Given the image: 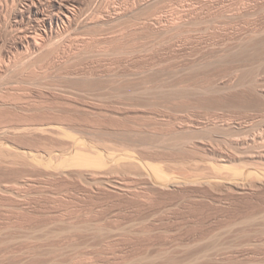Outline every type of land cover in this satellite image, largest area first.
<instances>
[{
	"label": "rangeland",
	"instance_id": "1",
	"mask_svg": "<svg viewBox=\"0 0 264 264\" xmlns=\"http://www.w3.org/2000/svg\"><path fill=\"white\" fill-rule=\"evenodd\" d=\"M147 1L149 0H143V2L142 0H96V2L95 0L93 2L91 1L92 3H90L89 7H86L87 9L85 8L86 10H84L85 12H83V15H84V16L82 15L83 20L81 17L79 22L81 23L82 21L84 20L85 21L81 23V26H80V23H78V26L80 27H77L76 22L73 23L72 25L73 27L71 26L72 28L70 26H68L70 27L68 28L67 25H64V26L62 25L61 26L62 28L60 27V32H59L60 37L57 36L55 37V39L53 38L54 41H50L51 43H49V41L44 40L45 41L44 42L41 39L39 40V43L41 44V45L39 44L40 45L39 47H41L40 48L41 51L43 50L41 53L38 54V55L42 54L40 55L41 58L39 56H36V59L38 60H35L36 62L31 61L32 62L31 65L32 64L34 65L30 66L29 51L28 50L27 52L26 50L21 51L20 49L16 47L14 42L11 41V40H14L13 39L14 37L17 38L18 36L24 34L27 31V30H23V29H27L26 28L27 26L21 23L20 21L17 24L18 21L16 22L15 19H13V17L10 14V10L12 9L11 6L12 5H13L12 7H14L15 5L22 6V4H24V0H15V1L14 0H0V46H1L0 47V71H1L0 72L1 73L0 74V103L5 102L6 104L4 107L2 106L3 108L0 107V111L3 109L1 111V113L3 114H0V149L2 148V146L8 147V148L10 146V148L13 150H22L23 147L32 148L31 150L35 152L34 153L35 157H37L39 161L45 160L44 163L46 162L45 164H47L48 161H53V162L55 161L57 163L58 161H56L55 158L59 160L58 157L62 158V157H69L71 156V154L73 155L74 150L76 152V150L79 149V146L77 145L81 142L83 143V145H81L80 148H83L84 143H85V147L83 149L88 147L87 149L88 150L91 149L93 152L94 150L95 152L98 150L102 153V155L105 153V155L103 156L106 159L108 158L107 159L108 165L106 168H109V169L104 168L105 170L103 169L100 172V174L102 172L103 173L101 175L99 174L97 175L96 178H98V181H99V183H97L98 182L97 179L93 180V178L89 176L88 173L85 174L86 172L85 173L83 172L84 175H82L83 174L82 172H79V171L77 172L75 170L76 171L75 173V171L69 170L70 173L66 171L65 172L66 174L62 175L64 172L62 173L59 171L56 172V171L51 170V168L49 169L44 166H43L44 168L42 169L39 164L37 165L40 168L37 167V169H35L36 163H34L33 165V162L31 164L30 161H27V163L29 164L28 165L24 160L17 159L14 161L13 157L8 158V156H4V155H3L4 157L1 156L0 159L1 160L3 159L4 161L0 163V259H1L0 264H264V183L261 182V181L264 182V179L259 180V181L257 180L258 176H259L258 177L259 179L264 178L263 177L264 175H262L264 174L263 173L264 171L262 170V168H260V167H263L264 169V159L261 158L260 160V158H258L259 153H262L261 151H263L264 149V147H262V145L259 144L263 141L262 138L264 137V135L262 137V134H264L263 133L264 132V98H263L264 97L263 95L264 94V50H263L264 44L255 43L253 47H250V49H248L249 55H248V52H246L247 50H245L246 53L244 51L242 52L244 56L242 55V53L236 54L235 56L236 59L233 58L231 60L229 58L227 59L229 61L227 60L225 61L223 59V61L219 62L217 59H210L211 57H208V55H206V53L207 54L209 53L210 56L215 58L214 57L215 53L218 54V50H221L222 48V50L219 51V54H221L222 51L224 50L223 47L225 44L228 45V43L231 42L232 43L231 45H234L235 44L234 42H236V38H237V41L241 39L240 37L242 36L243 38L244 37L248 38V35L250 37L251 36L250 34L253 31L261 30L263 32L260 31L259 33L263 34L264 33V27H263L264 26V12H263L264 11L263 10L264 0H252V1L246 0V2L245 0H236V1L235 0H224L225 2L222 0H219V3H217L218 1L216 0L217 1L215 2L216 4L213 3L214 2L213 0H206V1L205 0H198V1L197 0H185V1L184 0L182 1L170 0V2L169 0L168 1L158 0V2L156 1V3L152 2V4L154 3L153 6L152 4L148 6L147 5L144 6V4ZM200 1H202L203 4L207 6L205 7ZM205 2L208 4H205ZM12 3H15V4H12ZM224 3L226 5L230 3V5H227V7H225L226 5ZM209 4L212 5L213 7L211 8ZM193 6L194 7L197 6L196 7L197 9L199 8L198 15L200 16H198L197 18L198 20L202 18L206 20V21L202 20V22L204 21L202 24H204L205 26L195 22L197 28L196 27L191 28V26H194V24L193 25L191 24L190 28L186 27L184 32L181 33V34L185 33L184 36L180 34L179 36L178 34L177 35L174 34L175 36L179 37L177 38V37H174V35H172V37L169 38V39L172 38L171 39L172 42L169 41L168 39H165L164 37H161L159 34H157L156 38L155 36L153 37L152 35L154 33H151L152 34L151 35L150 34L151 31L145 28V26L154 28L155 26L153 25H156L157 28L155 27L154 29L157 30L162 22L163 23L161 24L160 28L162 27L163 24H165L164 22L167 23V21L170 20L169 18H172L171 21L173 20V18L176 19L178 17L177 15H179L180 10L183 12V11L191 9ZM219 6L224 7L225 9L223 8V10L228 9L224 11L226 12L224 16L222 13L223 10ZM4 7L6 10L4 9ZM6 7L8 8V10ZM1 8L4 9V11H1L2 10ZM159 8L161 9L160 11L161 13L158 11ZM200 8H203V10L202 9L200 10ZM213 8H214V11L216 12L218 11L217 13H220V14L213 12L212 10ZM244 8L246 9V11ZM207 9L209 10V12L206 13L205 11H207ZM127 11H129L131 14L127 13L128 15L123 17L125 19L120 18L121 21L119 20L120 21L119 22L118 19H116L115 14L119 12H127ZM200 11L202 12V16L200 14ZM232 11L233 13H231ZM6 12L9 13L10 17L8 13ZM135 12H138V13L136 14ZM211 12H213L212 15L208 14ZM134 13L136 14V16H134L135 15ZM176 13L178 14L176 15ZM206 14H208L207 17H206ZM247 14L250 16H248ZM209 15L212 17H210ZM237 15L238 17H236ZM208 16H209V19H208ZM160 17H161V21H160ZM156 18L159 20H157ZM163 18L165 19V21ZM220 18H222V20ZM231 18H233V20ZM244 18H247V19H244ZM217 19L218 20L220 19L219 20L220 22L215 21ZM13 20L15 22H13ZM91 20L93 22V23L91 22L93 26L89 22ZM97 20L100 21V23ZM208 20H211V21H208ZM85 22H86V25H85ZM94 22L98 23L99 26H96L98 24H95ZM116 22L117 23L119 22L118 23L119 25ZM209 22L211 23L212 28L209 26L210 25ZM137 23L140 25H138ZM157 23H159V26ZM126 24L128 26H126ZM217 24H218V27H220L221 29L217 27ZM82 25H85L86 28L84 29L85 26L82 27ZM101 26H103V28H101ZM136 26H139V27H136ZM256 27L257 28L259 27V28L256 29ZM90 29H92L91 30L92 33L89 32ZM202 30L203 31L206 30L207 32L205 31L203 32ZM21 31H24V32H21ZM186 31H189V33ZM197 32H201V33H197ZM122 33L123 34L125 33V34L123 35ZM120 34L121 36L123 35V38L120 37ZM223 34L224 36L226 35V37H224ZM114 35L116 36L114 37ZM117 35L119 36L118 40H116ZM186 36L190 39V41ZM260 36L264 37L262 35ZM5 37H7V39ZM158 37H160L161 39L163 38L162 39L163 41ZM215 37H217V39ZM184 39L185 40L187 39V40L185 41ZM203 40L205 43L203 42ZM174 41L175 42L177 41V42L175 43ZM97 43L100 45H97ZM150 43L153 45H151ZM203 44H205L206 46ZM51 45L52 46L54 45L55 47L53 46L54 47L53 48ZM155 45H157L158 47ZM231 45L229 44L228 46H231ZM255 45H257L258 47ZM85 46L86 47L88 46V47L86 48ZM261 46L262 48L260 49L259 47ZM119 48H121L120 49L121 52L120 51L118 52ZM179 48H181L182 50ZM193 48L194 49L196 48V49L193 50ZM251 48H253L252 49L253 51L251 50ZM174 49L175 50L177 49V50L175 51ZM208 49H209V52H208ZM101 50H103V52H100ZM79 51H82V53ZM136 51H139L140 53ZM259 51H261V53ZM128 52L129 54L130 53L131 54L129 55ZM77 53H80V54H77ZM93 53L95 55H93ZM99 53H101V55H99ZM110 53L112 54L110 55ZM141 53L142 54L144 53V54L142 55ZM96 54L98 55L96 56ZM245 54H246V57H245ZM45 55H46V58H44ZM116 55L118 56L116 57ZM161 55L164 57H162ZM253 55L255 58L253 57ZM73 56L74 57L76 56V59L72 60ZM84 56L88 60L85 59ZM250 56L253 58H251ZM106 57L107 59H105ZM69 58L72 61H69V63L68 62L66 63V61ZM191 58L193 59L191 60ZM201 59L203 62L201 61ZM207 59H209V61H207ZM239 59L242 61H240ZM18 60L20 61V63H18L19 62ZM44 61L45 63H43ZM75 61L78 63L75 64L76 63ZM167 61H169V63ZM199 61L200 63L206 62L205 65L206 66L208 65V67L205 68L202 65V63L201 64L199 63ZM210 61L212 62L210 63ZM195 62L199 63L198 66L200 68L197 67V65H195L196 64ZM207 62H209L210 65L209 63L207 64ZM213 62L214 63L216 62V64H214ZM233 62L236 64L235 66ZM22 63L24 64L22 65ZM4 64H5V67H4ZM26 64L27 65L29 64V65L27 66ZM71 64L74 66H71ZM187 64L190 66L189 69H188ZM9 65L10 67L12 65V67L10 68ZM61 65L62 66L64 65L63 67L65 66L66 67L63 68ZM144 65L145 67H143ZM226 65L228 66L226 67ZM230 65L231 67H229ZM155 66L157 67L155 68ZM160 66L162 67L160 68ZM210 66L212 68H210ZM29 67L31 70L29 69ZM180 67H182L183 69L185 67V69L183 70ZM36 68H37V71H36ZM74 68L77 70H75ZM223 68H225L226 70ZM50 69L53 71H50ZM148 69L151 71H149ZM248 70H250V72ZM91 71L92 72L95 71L97 73H103V74L111 73L115 75L116 74L123 75L125 73L126 74L128 73L127 75H131V76H126L122 78V80L120 78L119 81H118L119 78H117L115 80L117 82L114 81L115 76L113 77L114 79L110 78L112 81L106 78L105 80H102V79L96 80V81L93 80L94 81L93 82L92 80L87 81L84 79L82 81V79L80 80V78H77L74 75L75 73L80 74L83 72H91ZM174 71H177V72L174 73ZM185 71L186 73H184ZM157 72H159V74ZM204 72L206 75L204 74ZM68 73L73 74L72 77ZM147 73H150V74H147ZM250 73H252V76ZM151 74L152 75L154 74V75L152 76ZM60 75L63 77H60ZM64 75L65 76L67 75L66 78H64L65 77ZM162 75L163 76L165 75V76L163 77ZM28 77L31 79L29 80ZM40 77H43L44 79L43 78L40 79ZM128 77H130V79ZM166 77H168L167 78L168 80L165 79ZM23 78H25L26 80L25 79L23 80ZM35 78L38 79V81L40 82L36 81ZM76 78L77 80L78 79L79 80L76 81ZM244 78H247V80ZM152 79H155V80H152ZM42 80H45V82ZM202 80L204 82H202ZM240 80L243 81L242 83L245 85L233 89L232 92L234 93L231 92V94H235V95L238 94L237 95L238 97L241 94L242 98L239 97L237 98L238 100L236 98H232V96H229L231 98L227 99L225 98V96H227L226 94H222L220 92L218 93V91H216L219 85L222 84L221 83L222 81H225V82L233 81L232 83L235 85L237 84L235 82L240 81ZM252 80H254L255 82L254 81L252 82ZM34 81L35 83H33ZM101 81L105 82L106 84L105 83L99 84V82ZM110 81L113 82L112 83L113 87L111 86ZM123 81H125L126 84ZM167 81L171 87L167 83H164ZM180 81L185 84L180 83ZM215 81L216 83H213ZM247 82H249L248 85H247ZM163 83L165 85H163ZM175 83L178 85L179 88L177 87V85H175ZM89 84H92V85H89ZM182 85L183 86L185 85L188 88L186 87V90H184L185 86L182 87ZM192 85L193 87L196 86L194 87L195 90L192 87ZM198 85L199 87H201L202 85V87L204 88H209V92H208V89H206V92L203 93L206 95V97L202 93H200V95H196L197 92H200L198 89H196L198 88ZM253 85L256 86V89L254 88ZM260 85L262 87H260ZM125 87H128V89ZM257 87L259 88L257 89ZM151 88L154 90V92ZM126 89L128 91H126ZM147 89H150V91H148ZM261 89L263 90L261 91ZM142 91H145V92H142ZM182 91H185V92H182ZM137 92L139 94L136 95ZM158 92H159V95H158ZM187 92L189 95L187 94ZM194 92L196 93L194 94ZM14 93H17V94H14ZM153 93H154V96H153ZM191 93H193L195 97L193 98L194 102L192 99L193 95H191ZM149 94H152L153 97ZM164 94L166 95L162 96ZM201 94L203 96H201ZM207 94L208 96L209 95L210 96L208 97ZM26 95H29V96H26ZM170 95L172 97H169ZM173 95L175 96L173 97ZM196 96L198 97L196 98ZM4 98L6 99L4 100ZM198 98L199 99L201 98L202 100L201 99L199 100ZM216 98L219 100V102ZM10 99L11 100L13 99V100L11 101ZM40 99L41 101L38 102ZM254 99L255 100L257 99V100L254 101ZM240 100H243V101H240ZM249 100H253V101L249 102ZM28 101H30V103ZM37 103H38V106H37ZM228 103L229 105H227ZM237 104H240V105H237ZM22 109L24 110V112ZM26 109L28 112L26 111ZM41 109L43 110L41 111ZM93 111L95 114L93 113ZM27 121L29 122V124H35V122L38 124L39 123H50V122L56 125L62 124L60 126H62L63 128L74 126L76 127L77 132L79 133V134L77 133L76 136L77 137L79 136V137L77 141L73 143L71 140L69 141V139H67L66 141L65 138H62L64 139L63 141L61 139L62 136L60 135H58L59 137L55 135L58 138L55 136H51L49 138L47 136H43L45 137V139L42 136L35 135V137L37 138H34L33 136V139H32L31 136H29L31 138H29L28 136H27L28 138L27 137L25 138V136H20V135L18 136L14 134L15 132L14 129L16 127H20L21 125L23 126L25 124H28ZM30 121H33V123L32 122L30 123ZM17 122H19L20 124L19 123L17 124ZM188 124H190L191 126ZM194 124L197 125L196 127L198 128H195ZM154 125L156 126L154 127ZM177 125L179 126L177 127ZM185 125L187 127L190 126L193 129V131L194 130L200 131L201 126H202V131L199 132L201 134L199 135L198 133L199 136L194 131V135L195 134L197 135V137L195 136L194 139H199L201 138V136L204 138V141L207 137H210L212 139L207 138V141L204 142L201 138L202 140L201 142H204V143H200V139L198 140L199 142L197 141V143H193V141L196 142V140H191V142L193 143V146H191L192 143H190L191 145L189 144L188 147L186 148L178 147L180 148L178 149L179 152L176 151V149L173 150L174 147L173 149H171L172 147L170 148V146H168L166 143L159 142L160 145H158L159 143L157 142L156 143L157 147L156 145L153 146V148L155 147L154 150L152 146H149L152 148L151 150L153 151H149L150 148L142 144L143 139L141 138H146L145 136L149 137V136L156 135L158 139L163 141L162 138H159V137H162L163 134L164 135L166 134L163 132L166 131L168 132L167 134H170L173 131H180ZM164 126L168 128H165ZM208 126H210V128ZM162 127L165 129H163ZM206 127L207 129H205ZM82 128H84L85 130ZM224 128L225 130H223ZM78 129L80 132L78 131ZM210 129L213 132L210 133L209 132L211 131ZM2 130L5 132H3ZM103 130L107 132H104ZM205 130L206 132L204 134ZM85 132L89 133V135L90 134L92 135L88 136V134ZM96 132L97 133L100 132V133L96 134ZM121 132H123L124 134ZM160 132L161 134H159ZM117 133L119 137L117 136ZM210 134L212 137L210 136ZM106 135L110 138L106 137ZM123 135H124V140H122ZM130 135H133L134 137ZM135 135L139 137H136ZM11 136L12 137L14 136V137L12 138ZM135 137L138 140L140 139L142 142L139 140L140 142L139 143L137 139L135 140ZM230 137H232L233 140ZM239 137L241 140L242 139L247 140L248 143H252L251 141H254V140L257 142L259 141L258 148L257 149L254 148L256 150V151L254 150L256 154L252 148V151H253L252 153L254 157L252 156L251 152H250L251 154L249 153L252 156V158L256 159L257 161L250 158L251 156H249L248 153H247L248 155L246 154L247 155V158H246V155H243L244 154L242 152L243 150H241V152L243 153L241 155H243V157L239 154H238L239 156L237 157V153L235 151L238 152V150L234 148L232 143L234 142V139L237 140L239 139ZM93 138H95V140H93ZM131 138L132 140H130ZM208 139H210V141ZM128 141L130 143H128ZM211 141L212 142L214 141V142L212 143ZM120 143H122L123 145ZM162 144L163 145L165 144L164 145L165 147L163 146L165 149H163L164 152L161 153V151L163 150L159 151L158 149H159V146L161 147L160 149H162ZM204 144H206L205 145L206 148L209 145L211 147L209 146V148L203 149V147L205 146H202V145ZM16 145L19 148H16ZM44 146L45 147L47 146V147L45 148ZM76 146L78 147L77 149H76ZM130 146L132 147L134 146L133 147L134 149H131L132 147ZM140 146L142 147L140 148ZM123 147L126 149L124 150ZM136 148H138V150ZM156 148L158 149L156 150ZM233 148L235 149V151H233ZM49 149L51 152L49 151ZM127 149L128 151L125 152ZM130 149L133 152L135 150V153H132ZM140 149L143 151H141ZM209 149L210 150L212 149V151H210ZM172 150H173V153H171ZM213 150L216 151V153L220 151L219 154L222 156L227 155L228 158L225 157L228 160L225 163V165L227 164L226 165L227 167L231 165L232 166L234 165V167H238L236 166L237 164L239 165L243 164L242 166L251 167V168H248L247 170H245L246 168L244 167L243 170H245L244 171L245 173L244 172L243 173H244V176L246 177H243L242 183H240L242 178L236 182L242 185L241 187H239L240 189L236 188L237 186L236 187L232 186L230 184L231 182L229 181H228L229 183L228 182L225 183L226 189L221 188V187H224L223 185L222 186L220 185L221 187L216 186L217 188L220 187L219 189H216L215 187L214 189H211L213 187L209 189L210 186L205 185V187H203L204 185L200 186L201 184L200 185L194 184L193 186L192 185L190 186L192 181L193 182L194 180L196 181L195 178H197L198 174L200 176L201 174L204 173L203 175L204 178L205 177L207 178V176L209 177L212 175V170L210 168V165L211 166L215 165L216 163L215 158L216 157L218 158L217 155H219V154H215ZM44 151L46 153L49 151L48 153L50 154L48 153L46 154ZM106 151H107V154H106ZM129 151L131 152V154H133L131 159L125 155V153L129 154L130 153ZM138 151L143 156H141L138 153ZM111 152L115 154L116 153L121 154L122 152V155L116 154V156H113L114 158L110 157L111 159H109L108 156L111 155ZM210 152H214L213 155ZM55 154H57V156H55ZM137 154L140 156L136 157ZM152 154H153V158H152ZM207 154H210L211 157ZM214 154L216 157L212 158ZM46 155L48 156L46 157ZM235 155L237 158L234 157ZM230 156L233 157L232 159H235V161H233ZM5 157L8 158L9 160L5 159ZM49 157L50 158L52 157L51 158L52 160H50ZM122 157L126 158L127 161L129 160L128 165L133 161L136 163L138 162L141 164V166H143V165H146L143 162L146 163L147 161L148 163H150L156 160L154 161L155 164L156 162L158 163L161 162V164H158V165L166 166L167 168L169 167V169L171 170V172H169L170 175L173 172L172 169H174V167H177V168L180 167L179 171L178 169L175 170L176 169L175 168L174 170L177 172L174 171L172 175L173 174L176 175L178 173L177 174L178 177L175 176V178H177V180H180V183L182 181L186 182L187 184L183 182L182 183L186 184L187 186L185 185L182 186V184H180L183 188L185 187L183 189L181 188V186L175 187L174 185H170V187L174 186L172 187V189L173 188L174 189L176 188V189L172 190L170 189V187H168L170 190L169 189H166V190L159 189L160 191H162L160 192L158 191V188H154L152 183L149 185L150 182H153L152 179L151 181H149V179L147 178V176L148 177L150 176V178H152L149 171H148L149 174L147 173V171L141 173V171L138 168H135L134 164L132 163L130 164L131 171H133L134 173L130 171L129 172L126 171V169L129 168L130 166L124 169L125 171L122 170L125 166H127V165L123 166L124 162H127V161L126 160L123 161ZM142 157L144 158L142 159ZM10 158L12 159L11 160L12 162L10 161ZM119 158L120 160L123 161L122 162L123 164L121 165L119 163L120 165L118 164L119 166L117 167H120V168H117L115 167L116 166L115 164H114L115 166H113V162L115 163V161H117V159ZM149 159H150V162L148 161ZM241 161L244 163H242ZM10 162L12 164L14 163L13 164L14 166ZM154 162L151 164H154ZM254 162L256 163L254 164ZM6 163H8V165ZM172 163H174V165L177 164V166H174ZM24 164H27V165H24ZM33 166L35 167L34 169H32ZM111 166H113L114 168L112 169ZM121 166H123V168H121ZM132 167H134V169ZM253 167H256V168H253ZM45 168L47 170H44ZM164 168L165 167H163V169ZM183 168H185L184 170H186V172L183 171ZM230 168H227V169L229 170ZM257 168L259 170L256 171ZM207 169H210L211 173H209V175L207 174L209 172ZM135 170H138L139 173L136 174ZM167 170L166 172H168ZM251 170L253 172L255 171V173H252V175L250 173L252 172ZM195 171L198 173H196ZM204 171L206 172L208 171L206 173L207 176H205ZM227 172L230 174L231 171H223L224 174ZM256 172L258 173L257 175H255ZM78 173L79 175H77ZM187 173H191L192 176L191 174H189L191 177L189 175L186 176ZM140 174L143 177L140 176ZM182 174L185 177L184 176L182 177ZM80 175L83 177H81ZM203 176L198 178L197 181L202 182L203 180L204 182L206 178L203 179ZM172 177H174V175ZM192 178L194 180H192ZM253 178H255L254 181L257 180L258 182L257 183L256 181L255 183L249 182L250 179H252L251 181H253ZM252 183L253 185H255L254 188L253 186L252 188L249 187V185L250 184L252 185ZM243 184L249 190H246V187ZM113 185H115L114 186L115 189L113 188ZM116 185H119L118 188ZM228 185L231 186L230 188H228L229 190L227 189ZM258 185H260V187ZM102 186L105 188H103ZM123 186L127 188L125 192L123 191L124 189ZM120 187H122L123 189L122 188L120 189ZM258 187L262 189H259ZM235 188L238 191H236ZM117 189L121 191L117 192L119 191ZM231 189L233 190V192H230L232 191ZM101 190H103L104 192ZM240 191L245 192V194L242 192L240 194L239 193ZM235 192H238V193H235Z\"/></svg>",
	"mask_w": 264,
	"mask_h": 264
},
{
	"label": "bare ground",
	"instance_id": "2",
	"mask_svg": "<svg viewBox=\"0 0 264 264\" xmlns=\"http://www.w3.org/2000/svg\"><path fill=\"white\" fill-rule=\"evenodd\" d=\"M15 1V0H14ZM94 1V0H24V4H22V6H17V5H15L14 7H12L11 5V10H10V14H11V16L13 17V19H15V21L17 22V24L19 23V21L21 22V23H23V24H25L27 27V29H23V30H27L24 34H22V35H20V36H18L17 38L16 37H14L13 39L14 40H11V41H13L14 42V44L16 45V47L18 48V49H20L21 51H25L26 50V52H27V50L29 51V53H30V59H29V62H30V66H32V65H34V64H32L31 65V61H35V60H38V59H36V56H39L40 58H41V56L40 55H42V54H40V55H38L39 53H41L42 51H41V47H39L41 44L39 43V40L41 39V40H45V41H49V43H51L50 41H54L53 40V38L55 39V37H57V36H59L60 34H59V32H60V27L63 25H67V27L68 26H72L73 25V23L74 22H76L75 24L77 25V27H80L81 26V23L82 22H84V21H82L83 20V17H82V15H83V12H85L84 10H86L87 8L86 7H89V4L90 3H92V2ZM156 1L158 2V0H149V1H147L145 4H144V6L145 5H150V4H152V2H155L156 3ZM161 1V0H160ZM168 1V0H167ZM180 1H182V0H180ZM185 1V0H184ZM198 1V0H197ZM206 1V0H205ZM214 1V2H213ZM212 2L214 3V4H216L215 2H217V3H219V0H213ZM222 1H224V0H222ZM236 1V0H235ZM235 1H234V3H235ZM252 1V0H251ZM3 2V1H2ZM95 2H96V0H95ZM142 2H143V0H142ZM166 2V1H165ZM169 2H170V0H169ZM200 2H202V1H200ZM221 2V1H220ZM225 2V1H224ZM238 2V1H237ZM245 2H246V0H245ZM4 3H5V1H4ZM159 3H161V2H159ZM168 3V2H167ZM211 3V2H210ZM231 3H233V2H231ZM239 3V2H238ZM3 4V3H2ZM12 4H15V3H12ZM17 4V3H16ZM21 4V3H20ZM19 4V5H20ZM154 4V3H153ZM153 4H152V6H153ZM174 4V3H173ZM202 4H203V2H202ZM205 4H208V3H206L205 2ZM225 4V3H224ZM223 4V5H224ZM246 4V3H245ZM106 5V4H105ZM110 5V4H109ZM140 5V4H139ZM158 5V4H157ZM163 5V4H162ZM165 5V4H164ZM168 5V4H167ZM170 5V4H169ZM183 5V4H182ZM193 5V4H192ZM201 5V4H200ZM204 5V4H203ZM226 5V4H225ZM224 5V6H225ZM227 5H230V3L229 4H227ZM227 5L225 6V7H227ZM239 5V4H238ZM244 5V4H243ZM247 5V4H246ZM255 5V4H254ZM264 5V4H263ZM263 5H262V7H263ZM6 6V5H5ZM102 6V5H101ZM123 6V5H122ZM146 6V7H147ZM179 6V5H178ZM177 6V7H178ZM184 6V5H183ZM194 6H195V4H194ZM192 7L191 9H189V8H187V9H189V10H186V11H181L180 10V12H179V15H177L178 13H176V15L178 16L177 18H176V16H175V18L176 19H174L173 18V20L171 21V19L172 18H169L170 20L169 21H167V23L166 22H164L165 24H163L162 25V27L160 28V26H161V24L163 23H161L160 21H161V17H160V26H159V23H157L158 24V26H159V28L157 29V30H155L154 28L156 27L157 28V26L156 25H153V26H155L154 28H152V27H149V26H145V28H147V29H149L151 32H150V34L151 33H154L152 36L154 37L155 36V38L157 37V34H159L161 37H164L165 39H168L169 41H171V39H169L170 37H172V35H174V34H178V36H179V34L180 35H185V33H183V34H181L182 32H184V30H185V28L186 27H189L190 28V26H191V24L193 25L194 24V26H191V28L192 27H196V23H199V24H202L204 21H206V20H204L202 17H200V18H202V19H199L198 20V16H200V15H198V9L196 8V7ZM205 6V5H204ZM207 6V5H206ZM205 6V7H206ZM209 6H211V8L213 7L212 5H210L209 4ZM214 6H216V5H214ZM218 6V5H217ZM222 6V5H221ZM221 6H219V7H221ZM240 6V5H239ZM238 6V7H239ZM251 6H253V5H251ZM256 6V5H255ZM9 7V6H8ZM90 7H91V5H90ZM109 7H111V6H109ZM115 7V6H114ZM117 7V6H116ZM171 7V6H170ZM175 7V6H174ZM185 7V6H184ZM201 7V6H200ZM203 7V6H202ZM244 7V6H243ZM242 7V8H243ZM7 8V7H6ZM86 8V9H85ZM98 8V7H97ZM141 8V7H140ZM158 8V7H157ZM167 8V7H166ZM169 8V7H168ZM217 8V7H216ZM222 8V10H223V8L224 7H221ZM230 8V7H229ZM232 8V7H231ZM237 8V7H236ZM248 8V7H247ZM250 8V7H249ZM253 8V7H252ZM261 8V7H260ZM2 9V8H1ZM4 9H5V7H4ZM4 9H2L1 11H4ZM99 9V8H98ZM108 9V8H107ZM127 9V8H126ZM129 9V8H128ZM142 9V8H141ZM153 9V8H152ZM180 9V8H179ZM182 9V8H181ZM186 9V8H185ZM203 10V8H200V10ZM205 9V8H204ZM209 9V8H208ZM207 9V11H205L206 13L207 12H209V10ZM218 9V8H217ZM216 9V10H217ZM225 9V8H224ZM238 9V8H237ZM240 9V8H239ZM245 9V8H244ZM259 9V8H258ZM6 10V9H5ZM7 10H8V8H7ZM91 10V9H90ZM104 10V9H103ZM109 10V9H108ZM111 10V9H110ZM148 10V9H147ZM155 10V9H154ZM184 10V9H183ZM213 10V12H216V11H214V8L212 9ZM219 10V9H218ZM221 10V9H220ZM226 10H228V9H226ZM226 10H223V16L226 14V12H224V11H226ZM250 10V9H249ZM263 10H264V8H263ZM99 11V10H98ZM115 11H116V9H115ZM159 12L161 11V9L159 8V10H158ZM165 11V10H164ZM166 11H167V9H166ZM169 11V10H168ZM203 11V12H204ZM231 11V10H230ZM235 11V10H234ZM238 11V10H237ZM245 11H246V9H245ZM256 11V10H255ZM88 12V11H87ZM86 12V13H87ZM97 12V11H96ZM139 12V11H138ZM138 12H135L136 14L138 13ZM145 12V11H144ZM213 12H211V13H208V14H213ZM218 12V11H217ZM216 12V13H217ZM219 12H221V11H219ZM227 12H229V11H227ZM258 12V11H257ZM261 12V11H260ZM264 12V11H263ZM6 13H8V12H6ZM99 13V12H98ZM109 13V12H108ZM115 13V12H114ZM127 13H129V14H131L129 11H127V12H119V13H116L115 15V17H116V19H118V21L120 20V18H123L124 16H127L128 14ZM134 13V14H135ZM154 13V12H153ZM152 13V14H153ZM161 13V12H160ZM231 13H233V11L231 12ZM244 13V12H243ZM249 13H250V11H249ZM259 13V12H258ZM2 14V13H1ZM4 14V13H3ZM136 14L134 15V16H136ZM200 14H201V16H202V12L200 11ZM205 14V13H204ZM208 14H206V17H207V15ZM217 14H220V13H217ZM251 14H253V13H251ZM257 14V13H256ZM8 15H9V13H8ZM95 15V14H94ZM100 15V14H99ZM103 15V14H102ZM156 15V14H155ZM171 15V14H170ZM234 15V14H233ZM241 15V14H240ZM248 15V14H247ZM246 15V16H247ZM84 16V15H83ZM86 16V15H85ZM130 16V15H129ZM154 16V15H153ZM158 16H159V14H158ZM161 16V15H160ZM162 16H163V14H162ZM167 16V15H166ZM210 16V15H209ZM209 16H208V19H209ZM215 16V15H214ZM216 16H218V15H216ZM221 16V15H220ZM219 16V17H220ZM222 16V17H223ZM244 16V15H243ZM245 16V17H246ZM248 16H250V15H248ZM9 17H10V15H9ZM81 17H82V22L80 23L79 21H80V19H81ZM105 17V16H104ZM114 17V18H115ZM131 17V16H130ZM139 17V16H138ZM148 17H150V16H148ZM173 17V16H172ZM210 17H212V16H210ZM226 17V16H225ZM236 17H238V15L236 16ZM240 17V16H239ZM242 17V16H241ZM253 17V16H252ZM101 18V17H100ZM106 18V17H105ZM140 18V17H139ZM155 18V17H154ZM214 18V17H213ZM243 18V17H242ZM241 18V19H242ZM249 18V17H248ZM12 19V18H11ZM103 19V18H102ZM123 19H125V18H123ZM137 19V18H136ZM157 19V18H156ZM164 19V18H163ZM163 19H162V21H163ZM168 19V18H167ZM206 19V18H205ZM211 19V18H210ZM221 20H222V18H220ZM219 19V20H220ZM232 20H233V18H231ZM235 19V18H234ZM239 19V18H238ZM237 19V20H238ZM244 19H247V18H244ZM250 19V18H249ZM7 20V19H6ZM157 20H159V19H157ZM156 20V21H157ZM202 20H204L203 22H202ZM212 20H214V19H212ZM218 19L217 20H215V21H219ZM12 21V20H11ZM14 20H13V22H15ZM98 21V20H97ZM121 21V20H120ZM119 21V22H120ZM164 21H165V19H164ZM200 21V22H199ZM208 21H211V20H208ZM228 21V20H227ZM226 21V22H227ZM231 21V20H230ZM242 21H244V20H242ZM88 22V21H87ZM90 23L92 22V20L91 21H89ZM99 23H100V21H98ZM106 22V21H105ZM112 22H114V21H112ZM118 22V23H119ZM125 22V21H124ZM127 22H129V21H127ZM135 22V21H134ZM138 22H140V21H138ZM158 22V21H157ZM196 22V23H195ZM213 22V21H212ZM220 22V21H219ZM238 22V21H237ZM12 23V22H11ZM78 23H80V26H78ZM93 23V22H92ZM92 23H91V25H92ZM95 23V22H94ZM117 23V22H116ZM117 23V24H118ZM206 23V22H205ZM210 23V22H209ZM218 23V22H217ZM224 23V22H223ZM232 23V22H231ZM4 24V23H3ZM88 24V23H87ZM95 24H98V23H95ZM138 24V23H137ZM152 24V23H151ZM156 24V23H155ZM213 24V23H212ZM215 24H216V22H215ZM219 24V23H218ZM218 24H217V27H218ZM226 24V23H225ZM16 25V24H15ZM85 25H86V22H85ZM85 25H82V27L83 26H85ZM91 25H90V27H91ZM101 25V24H100ZM108 25V24H107ZM119 25V24H118ZM138 25H140V24H138ZM189 25V26H188ZM202 25H204V24H202ZM207 25H208V23H207ZM239 25V24H238ZM242 25H243V23H242ZM263 25V24H262ZM17 26H19V25H17ZM88 26V25H87ZM93 26V25H92ZM96 26H99V24L98 25H96ZM106 26V25H105ZM125 26V25H124ZM126 26H128L127 24H126ZM144 26V25H143ZM200 26V25H199ZM198 26V27H199ZM205 26V25H204ZM211 28H212V26H211V23H210V25H209ZM208 26V27H209ZM220 26V25H219ZM240 26V25H239ZM22 27H24V26H22ZM70 27H68V28H70ZM73 27V26H72ZM71 27V28H72ZM89 27V26H88ZM136 27H139V26H136ZM222 27V26H221ZM237 27V26H236ZM264 27V26H263ZM14 28V27H13ZM62 28V27H61ZM86 28V26L84 27V29ZM98 28V27H97ZM101 28H103V26H101ZM100 28V29H101ZM123 28H125V27H123ZM197 28V27H196ZM202 28V27H201ZM218 28H220V27H218ZM217 28V29H218ZM229 28V27H228ZM231 28H232V26H231ZM248 28V27H247ZM259 28V27H258ZM257 27H256V29H258ZM20 29V28H19ZM93 29V28H92ZM92 29H90L89 30V32H91V30ZM94 29H96V28H94ZM121 29V28H120ZM127 29H128V27H127ZM146 29V30H147ZM195 29V28H194ZM203 29H205V28H203ZM214 29V28H213ZM221 29V28H220ZM244 29V28H243ZM253 29V28H252ZM6 30H7V28H6ZM17 30V29H16ZM88 30V29H87ZM133 30V29H132ZM143 30V29H142ZM187 30V29H186ZM189 30V29H188ZM192 30V29H191ZM209 30V29H208ZM254 30V29H253ZM18 31H20V30H18ZM72 31V30H71ZM93 31H95V30H93ZM127 31V30H126ZM141 31V30H140ZM196 31V30H195ZM203 31V30H202ZM201 31V32H202ZM205 32H207L206 30H204ZM203 31V32H204ZM218 31V30H217ZM229 31V30H228ZM237 31V30H236ZM240 31V30H239ZM261 30H259V31H253V32H251V36L249 37V35H248V38L247 37H244L243 38V36L242 37H240L241 39H239L238 41H237V38H236V42H234L235 44L234 45H231L232 43L230 42V43H228V45L230 44L231 46H228V45H224V50L222 51V53L221 54H219V51H221L222 50V48H221V50H218V54L217 53H215V58H213L212 56H210L209 55V53L207 54L206 53V55H208V57H211L210 59H217L219 62L220 61H223V59L226 61L227 59H236L235 58V56H236V54H240V53H242L243 51L245 52V50H247L246 52H248V49H250V47H253V45L255 44V43H257V44H264V37H261L260 35H262V36H264L262 33L260 34L259 32H260ZM21 32H24V31H21ZM20 32V33H21ZM68 32H70V31H68ZM73 32V31H72ZM120 32V31H119ZM122 32H123V30H122ZM186 32H188L189 33V31H186ZM201 32H197V33H201ZM242 32V31H241ZM241 32H239V33H241ZM249 32V31H248ZM261 32H263V31H261ZM11 33V32H10ZM15 33V32H14ZM66 33V32H65ZM92 33V32H91ZM95 33V32H94ZM126 33V32H125ZM124 33V34H125ZM141 33V32H140ZM143 33H144V31H143ZM142 33V34H143ZM191 33V32H190ZM196 33V32H195ZM213 33V32H212ZM219 33V32H218ZM234 33V32H233ZM7 34V33H6ZM67 34V33H66ZM123 34V33H122ZM123 34V35H124ZM156 34V35H155ZM203 34V33H202ZM214 34V33H213ZM212 34V35H213ZM220 34H221V32H220ZM260 34V35H259ZM123 35L121 36V34H120V37H122L123 38ZM130 35V34H129ZM131 35H132V33H131ZM141 35V34H140ZM145 35V34H144ZM143 35V36H144ZM158 35V36H159ZM199 35V34H198ZM219 35V34H218ZM232 35V34H231ZM230 35V36H231ZM234 35V34H233ZM240 35H242V34H240ZM260 37H259V36ZM9 36V35H8ZM17 36V35H16ZM116 35H114V37H115ZM127 36V35H126ZM142 36V35H141ZM178 36H175L174 35V37H177V38H179ZM192 36V35H191ZM203 36V35H202ZM214 36V35H213ZM217 36V35H216ZM222 36V35H221ZM223 36H224V34H223ZM229 36V37H230ZM60 37V36H59ZM61 37H62V35H61ZM113 37V38H114ZM118 35H117V39L116 40H118ZM145 37V36H144ZM173 37V38H174ZM187 37V36H186ZM194 37H195V35H194ZM204 37V36H203ZM210 37H211V35H210ZM224 37H226V35L224 36ZM223 37V38H224ZM236 37V36H235ZM6 39H7V37H5ZM127 38V37H126ZM131 38V37H130ZM141 38V37H140ZM150 38H151V36H150ZM149 38V39H150ZM158 38H160V37H158ZM181 38V37H180ZM188 38V37H187ZM216 39H217V37H215ZM219 38H220V36H219ZM218 38V39H219ZM238 38H239V36H238ZM4 39V38H3ZM61 39V38H60ZM63 39V38H62ZM109 39V38H108ZM154 39V38H153ZM161 39V38H160ZM160 39H159V41H160ZM163 39V38H162ZM161 39V40H162ZM189 39V38H188ZM222 39V38H221ZM226 39V38H225ZM233 39V38H232ZM235 39V38H234ZM5 40V39H4ZM64 40V39H63ZM110 40V39H109ZM114 40V39H113ZM124 40V39H123ZM130 40V39H129ZM157 40V39H156ZM156 40H154V41H156ZM178 40V39H177ZM185 40V39H184ZM187 40V39H186ZM185 40V41H186ZM33 42V44H32V42ZM44 41V42H45ZM80 41H82V40H80ZM95 41V40H94ZM93 41V42H94ZM127 41V40H126ZM153 41V40H152ZM163 41V40H162ZM189 41H190V39H189ZM197 41V40H196ZM209 41V40H208ZM228 41H230V40H228ZM12 42V43H13ZM43 42V43H44ZM60 42H62V41H60ZM59 42V43H60ZM92 42V41H91ZM138 42V41H137ZM136 42V43H137ZM142 42V41H141ZM145 42H146V40H145ZM144 42V43H145ZM158 42V41H157ZM172 42V41H171ZM175 42V41H174ZM177 42V41H176ZM175 42V43H176ZM201 42V41H200ZM199 42V43H200ZM203 42H204V40H203ZM214 42H215V40H214ZM218 42V41H217ZM226 42V41H225ZM42 43V44H43ZM47 43V42H46ZM85 43V42H84ZM106 43V42H105ZM119 43V42H118ZM130 43V42H129ZM148 43V42H147ZM181 43V42H180ZM185 43V42H184ZM205 43V42H204ZM213 43V42H212ZM40 44V45H39ZM62 44V43H61ZM78 44V43H77ZM87 44V43H86ZM102 44V43H101ZM107 44V43H106ZM109 44H111V43H109ZM121 44V43H120ZM143 44V43H142ZM151 44V43H150ZM156 44V43H155ZM162 44V43H161ZM161 44H159V45H161ZM190 44V43H189ZM220 44V43H219ZM224 44V43H223ZM60 45V44H59ZM83 45V44H82ZM97 45H100V44H98L97 43ZM114 45V44H113ZM119 45V44H118ZM117 45V46H118ZM125 45H127V44H125ZM125 45H124V47H125ZM130 45V44H129ZM144 45V44H143ZM151 45H153V44H151ZM163 45H165V44H163ZM182 45V44H181ZM197 45V44H196ZM195 45V46H196ZM203 45H205V44H203ZM210 45V44H209ZM213 45V44H212ZM221 45V44H220ZM14 46V45H13ZM48 46V45H47ZM52 46V45H51ZM54 46V45H53ZM52 46V47H53ZM79 46V45H78ZM90 46V45H89ZM92 46V45H91ZM102 46V45H101ZM116 46V47H117ZM155 46H157V45H155ZM206 46V45H205ZM219 46V45H218ZM228 46V47H227ZM255 46H257V45H255ZM1 47V46H0ZM51 47V48H52ZM55 47V46H54ZM53 47V48H54ZM56 47H57V45H56ZM86 47V46H85ZM88 47V46H87ZM86 47V48H87ZM114 47V46H113ZM120 47V46H119ZM128 47V46H127ZM139 47H140V45H139ZM146 47V46H145ZM158 47V46H157ZM163 47V46H162ZM169 47V46H168ZM186 47V46H185ZM188 47H189V45H188ZM192 47V46H191ZM216 47V46H215ZM220 47V46H219ZM258 47V46H257ZM52 48V49H53ZM82 48V47H81ZM130 48V47H129ZM132 48V47H131ZM134 48V47H133ZM155 48V47H154ZM153 48V49H154ZM165 48V47H164ZM210 48V47H209ZM217 48V47H216ZM215 48V49H216ZM226 48V49H225ZM256 48V47H255ZM260 49L262 48V46L261 47H259ZM16 49V48H15ZM57 49V48H56ZM58 49H59V47H58ZM77 49V48H76ZM79 49H80V47H79ZM90 49V48H89ZM108 49V48H107ZM121 48H119V50H118V52L120 51L121 52V50H120ZM135 49V48H134ZM134 49H132V50H134ZM145 49V48H144ZM171 49V48H170ZM179 49H181V48H179ZM196 49V48H195ZM194 48H193V50H195ZM203 49V48H202ZM220 49V48H219ZM253 48H251V50H252ZM259 49V50H260ZM6 50V49H5ZM4 50V51H5ZM14 50V49H13ZM46 50V49H45ZM54 50V49H53ZM99 50V49H98ZM105 50V49H104ZM129 50V49H128ZM138 50V49H137ZM146 50V49H145ZM152 50V49H151ZM175 50V49H174ZM177 50V49H176ZM175 50V51H176ZM182 50V49H181ZM212 50H213V48H212ZM264 50V49H263ZM11 51V50H10ZM19 51V50H18ZM50 51V50H49ZM56 51V50H55ZM59 51V50H58ZM85 51V50H84ZM96 51V50H95ZM171 51V50H170ZM215 51V50H214ZM253 51V50H252ZM52 52H54V51H52ZM77 52V51H76ZM79 52H81L82 53V51H79ZM89 52V51H88ZM100 52H103V50H101ZM116 52V51H115ZM136 52H139V51H136ZM135 52V53H136ZM143 52H145V51H143ZM172 52V51H171ZM178 52V51H177ZM183 52V51H182ZM204 52V51H203ZM202 52V53H203ZM208 52H209V49H208ZM216 52V51H215ZM245 52V53H246ZM260 53H261V51H259ZM23 53V52H22ZM56 53V52H55ZM106 53H108V52H106ZM112 53H114V52H112ZM112 53H110V55L112 54ZM117 53V52H116ZM115 53V54H116ZM134 53V52H133ZM140 53V52H139ZM146 53H147V51H146ZM145 53V54H146ZM211 53V52H210ZM212 53H214V52H212ZM258 53V52H257ZM24 54V53H23ZM46 54V53H45ZM49 54H50V52H49ZM72 54V53H71ZM77 54H80V53H77ZM103 54V53H102ZM104 54H105V52H104ZM114 54V55H115ZM119 54V53H118ZM124 54V53H123ZM128 54H129V52H128ZM131 54V53H130ZM129 54V55H130ZM137 54V53H136ZM142 54V53H141ZM144 54V53H143ZM142 54V55H143ZM164 54V53H163ZM171 54V53H170ZM169 54V55H170ZM53 55V54H52ZM51 55V56H52ZM67 55V54H66ZM74 55V54H73ZM87 55V54H86ZM90 55V54H89ZM88 55V56H89ZM93 55H95L94 53H93ZM98 54H96V56H97ZM99 55H101V53H99ZM108 55V54H107ZM167 55V54H166ZM212 55V54H211ZM242 55L244 56V54L242 53ZM248 55H249V52H248ZM16 56V55H15ZM77 56V55H76ZM76 56L74 57L73 56V58H72V60L73 59H76ZM118 55H116V57H117ZM120 56V55H119ZM133 56V55H132ZM146 56V55H145ZM162 56V55H161ZM161 56H159V57H161ZM185 56V55H184ZM183 56V57H184ZM261 56V55H260ZM2 57V56H1ZM20 57V56H19ZM65 57V56H64ZM85 57V56H84ZM90 57V56H89ZM103 57V56H102ZM101 57V58H102ZM158 57V58H159ZM162 57H164V56H162ZM200 57H201V55H200ZM245 57H246V54H245ZM249 57V56H248ZM251 57V56H250ZM253 57H254V55H253ZM253 57H251V58H253ZM21 58V57H20ZM38 58V57H37ZM42 58H43V56H42ZM44 58H46V55H45V57ZM56 58V57H55ZM59 58V57H58ZM67 58V57H66ZM110 58V57H109ZM124 58V57H123ZM178 58V57H177ZM205 58V57H204ZM207 58V57H206ZM255 58V57H254ZM256 58H258V57H256ZM24 59H25V57H24ZM23 59V60H24ZM27 59V58H26ZM51 59V58H50ZM54 59V58H53ZM80 59H81V57H80ZM85 59H87L86 57H85ZM105 59H107V57L105 58ZM116 59V58H115ZM140 59V58H139ZM164 59V58H163ZM174 59H175V57H174ZM193 58H191V60H192ZM246 59V58H245ZM249 59V58H248ZM13 60V59H12ZM42 60V59H41ZM48 60V59H47ZM70 58L66 61V63L68 62L69 63V61H72ZM88 60V59H87ZM90 60V59H89ZM97 60V59H96ZM143 60V59H142ZM169 60V59H168ZM177 60V59H176ZM194 60H195V58H194ZM200 60V59H199ZM240 60V59H239ZM19 61V60H18ZM17 61V62H18ZM28 61V60H27ZM62 61H63V59H62ZM65 61V60H64ZM77 61V60H76ZM75 61V62H76ZM99 61H101V60H99ZM147 61V60H146ZM154 61V60H153ZM172 61H173V59H172ZM197 61V60H196ZM201 61H202V59H201ZM207 61H209V59H207ZM213 61V60H212ZM212 61H210V63L212 62ZM224 61V62H225ZM227 61H229V60H227ZM240 61H242V60H240ZM247 61V60H246ZM15 62V61H14ZM36 62V61H35ZM38 62V61H37ZM48 62V61H47ZM51 62V61H50ZM118 62H120V61H118ZM149 62H150V60H149ZM164 62V61H163ZM168 63H169V61H167ZM194 62V61H193ZM193 62H191V63H193ZM203 62V61H202ZM201 62V63H202ZM205 62V61H204ZM244 62H245V60H244ZM7 63V62H6ZM12 63V62H11ZM18 63H20V61L18 62ZM39 63V62H38ZM43 63H45V61L43 62ZM63 63V62H62ZM65 63V62H64ZM72 63V62H71ZM73 63H74V61H73ZM72 63V64H73ZM78 62H76L75 64H77ZM86 63H87V61H86ZM98 63V62H97ZM152 63V62H151ZM184 63V62H183ZM187 63V62H186ZM196 64L195 65H197V67H199L198 65H199V63H200V61H199V63L198 62H195ZM198 63V64H197ZM200 63V64H201ZM206 63V62H205ZM205 63H202V65L206 68V67H208V65L206 66L205 65ZM209 62H207V64H208ZM210 63H209V65H210ZM214 63V62H213ZM212 63V64H213ZM222 63V62H221ZM232 63V62H231ZM230 63V64H231ZM234 63V62H233ZM243 63V62H242ZM241 63V64H242ZM24 63H22V65H23ZM56 64V63H55ZM60 64V63H59ZM71 64V66H74V65H72ZM95 64V63H94ZM104 64V63H103ZM113 64V63H112ZM159 64V63H158ZM182 64V63H181ZM190 64V63H189ZM212 64H211V66H212ZM214 64H216V62L214 63ZM227 64H229V63H227ZM18 65V64H17ZM27 65V64H26ZM29 65V64H28ZM27 65V66H28ZM35 65H36V63H35ZM38 65V64H37ZM42 65V64H41ZM65 65V64H64ZM63 65V66H64ZM86 65V64H85ZM101 65H102V63H101ZM188 65V64H187ZM236 64L234 63V66H235ZM20 66V65H19ZM51 66V65H50ZM60 66V65H59ZM58 66V67H59ZM62 66V65H61ZM62 66V67H63ZM70 66V67H71ZM96 66V65H95ZM98 66V65H97ZM105 66V65H104ZM126 66V65H125ZM133 66V65H132ZM210 66V68H212ZM228 65H226V67H227ZM238 66V65H237ZM4 67H5V64H4ZM9 67H10V65H9ZM11 67H12V65H11ZM10 67V68H11ZM14 67V66H13ZM25 67V66H24ZM47 67V66H46ZM48 67H49V65H48ZM61 67V68H62ZM66 67V66H65ZM65 67H63V68H65ZM68 67V66H67ZM76 67V66H75ZM143 67H145V65L143 66ZM157 66H155V68H156ZM162 66H160V68H161ZM229 67H231V65L229 66ZM233 67V66H232ZM17 68V67H16ZM15 68V69H16ZM20 68V67H19ZM69 68V67H68ZM67 68V69H68ZM103 68V67H102ZM110 68V67H109ZM128 68V67H127ZM141 68V67H140ZM154 68V69H155ZM180 68H182V67H180ZM187 68V67H186ZM190 68V66L188 65V69ZM200 68V67H199ZM209 68V69H210ZM13 69V68H12ZM14 69V70H15ZM29 69H30V67H29ZM43 69V68H42ZM66 69V70H67ZM70 69V68H69ZM73 69V68H72ZM71 69V70H72ZM75 69V68H74ZM100 69V68H99ZM118 69V68H117ZM183 69V68H182ZM184 69H185V67H184ZM183 69V70H184ZM223 69H225V68H223ZM229 69H231V68H229ZM234 69V68H233ZM238 69H239V67H238ZM252 69V68H251ZM11 70V69H10ZM17 70V69H16ZM19 70V69H18ZM31 70V69H30ZM75 70H77V69H75ZM89 70V69H88ZM91 70V69H90ZM95 70V69H94ZM113 70V69H112ZM119 70V69H118ZM140 70V69H139ZM149 70V69H148ZM163 70V69H162ZM161 70V71H162ZM191 70V69H190ZM195 70V69H194ZM197 70V69H196ZM219 70H220V68H219ZM226 70V69H225ZM7 71H9V70H7ZM29 71V70H28ZM36 71H37V68H36ZM50 71H53V70H51L50 69ZM49 71V72H50ZM96 71V70H95ZM95 71H91V72H83V73H80V74H77V73H75L74 75L77 77V78H80V80L82 79V81H83V79L84 80H89V81H93V80H105L106 78L107 79H114V81L117 79V78H119L118 79V81L120 80V78H121V80H122V78H124V77H126V76H131V75H127L126 73L125 74H123V75H115V74H103V73H97V72H95ZM115 71V70H114ZM127 71H129V70H127ZM149 71H151V70H149ZM153 71V70H152ZM204 71V70H203ZM202 71V72H203ZM206 71H208V70H206ZM239 71V70H238ZM240 71H242V70H240ZM249 72H250V70H248ZM1 72V71H0ZM9 72H11V71H9ZM30 72V71H29ZM62 72H64V71H62ZM62 72H61V74H62ZM131 72H132V70H131ZM175 72H177V71H174V73ZM197 72V71H196ZM219 72V71H218ZM252 72V71H251ZM39 73V72H38ZM41 73V72H40ZM45 73V72H44ZM70 73H71V71H70ZM70 73H68V74H70ZM113 73V72H112ZM151 73V72H150ZM150 73H147V74H150ZM153 73V72H152ZM155 73V72H154ZM158 74H159V72H157ZM160 73H162V72H160ZM184 73H186V71L184 72ZM254 73V72H253ZM1 74V73H0ZM46 74V73H45ZM57 74V73H56ZM59 74V73H58ZM133 74V73H132ZM146 74V75H147ZM166 74V73H165ZM196 74H198V73H196ZM204 74H205V72H204ZM239 74V73H238ZM249 74V73H248ZM251 74V76H252V73H250ZM50 75V74H49ZM71 75V77H72V75L73 74H70ZM145 75V74H144ZM152 75V74H151ZM154 75V74H153ZM152 75V76H153ZM176 75H178V74H176ZM181 75V74H180ZM187 75V74H186ZM206 75V74H205ZM228 75H230V74H228ZM240 75V74H239ZM41 76V75H40ZM43 76V75H42ZM57 76V75H56ZM55 76V77H56ZM65 76V75H64ZM67 76V75H66ZM66 76L64 77V78H66ZM115 76V77H114ZM134 76H135V74H134ZM138 76H140V75H138ZM150 76V75H149ZM157 76V75H156ZM163 76V75H162ZM165 76V75H164ZM163 76V77H164ZM174 76H175V74H174ZM22 77V76H21ZM38 77V76H37ZM46 77H48V76H46ZM60 77H63V76H61L60 75ZM114 77V78H113ZM186 77V76H185ZM188 77V76H187ZM192 77V76H191ZM226 77V76H225ZM231 77V76H230ZM243 77V76H242ZM29 78V77H28ZM39 78V77H38ZM41 78H43V77H40V79ZM50 78V77H49ZM70 78V77H69ZM75 78V77H74ZM77 78H76V81H78L77 80ZM129 79H130V77H128ZM135 78V77H134ZM154 78V77H153ZM158 78V77H157ZM160 78V77H159ZM168 77H166L165 79H167ZM193 78V77H192ZM228 78V77H227ZM227 78H225V79H227ZM248 78V77H247ZM247 78H244V79H246L247 80ZM25 78H23V80H24ZM31 78H29V80H30ZM36 79V78H35ZM44 79V78H43ZM48 79V78H47ZM54 79V78H53ZM63 79V78H62ZM110 79V80H111ZM145 79H147V78H145ZM162 79V78H161ZM195 79V78H194ZM194 79H192V80H194ZM232 79V78H231ZM237 79V78H236ZM240 79H241V77H240ZM243 79V80H244ZM26 80V79H25ZM46 80V79H45ZM45 80H42V81H44L45 82ZM50 80V79H49ZM152 80H155V79H152ZM158 80V79H157ZM156 80V81H157ZM168 80V79H167ZM215 80V79H214ZM36 81H38V79H36ZM47 81V80H46ZM72 81H73V79H72ZM112 81V80H111ZM110 81V83H111V86H112V83L113 82H111ZM151 81V80H150ZM159 81V80H158ZM161 81V80H160ZM196 81V80H195ZM248 81H249V79H248ZM254 80H252V82H253ZM29 82V81H28ZM38 82H40V81H38ZM80 82V81H79ZM94 82V81H93ZM115 82H117V81H115ZM121 82V81H120ZM123 82H125V81H123ZM178 82V81H177ZM192 82V81H191ZM190 82V83H191ZM194 82V81H193ZM202 82H204L203 80H202ZM209 82V81H208ZM211 82V81H210ZM233 82V81H232ZM231 81L230 82H225V81H222L221 83V85H219V87L217 88V90L216 91H218V93L220 92V93H222V94H226L227 96H225V98H231V97H229V96H232V98H239V97H241V94L239 95V97L237 96L238 94H231V92H232V90L233 89H235V88H238V87H240V86H244L245 84H243L242 82L243 81H237V82H235V83H237V84H233ZM246 82V81H245ZM244 82V83H245ZM255 82V81H254ZM257 82V81H256ZM259 82V81H258ZM33 83H35V81L33 82ZM32 83V84H33ZM43 83V82H42ZM76 83V82H75ZM81 83V82H80ZM79 83V84H80ZM83 83V82H82ZM90 83H92V82H90ZM102 84V83H105V82H103V81H101V82H99V84ZM142 83V82H141ZM146 83H147V81H146ZM164 83H167L168 84V81L167 82H164ZM163 83V85H165ZM180 83H182L181 81H180ZM189 83V84H190ZM197 83H198V81H197ZM196 83V84H197ZM213 83H216V81L215 82H213ZM248 83L249 82H247V85H248ZM44 84V83H43ZM45 84H47V83H45ZM106 84V83H105ZM117 84V83H116ZM120 84V83H119ZM125 84H126V82H125ZM151 84V83H150ZM182 84H185V83H182ZM259 84V83H258ZM84 85V84H83ZM82 85V86H83ZM85 85H86V83H85ZM88 85V84H87ZM89 85H92V84H89ZM115 85V84H114ZM118 85V84H117ZM159 85V84H158ZM160 85H162V84H160ZM169 85V84H168ZM167 85V86H168ZM175 85H177L176 83H175ZM194 85V84H193ZM193 85H192V87H193ZM212 85V84H211ZM246 85V86H247ZM256 85V84H255ZM33 86V85H32ZM41 86V85H40ZM116 86V85H115ZM124 86V85H123ZM128 86V85H127ZM170 86V85H169ZM180 86V85H179ZM185 86V85H184ZM183 85H182V87H184ZM204 86V85H203ZM254 86V85H253ZM98 87V86H97ZM113 87V86H112ZM117 87V86H116ZM120 87V86H119ZM135 87H136V85H135ZM171 87V86H170ZM176 87V86H175ZM177 87H178V85H177ZM181 87V86H180ZM186 87L187 86H185V89L184 90H186ZM192 87H191V89H192ZM194 87H196V86H194ZM193 87V88H194ZM207 87V86H206ZM212 87V86H211ZM260 87H262L261 85H260ZM89 88V87H88ZM87 88V89H88ZM99 88V87H98ZM97 88V89H98ZM102 88H104V87H102ZM111 88V87H110ZM125 88H127L128 89V87H125ZM160 88H162V87H160ZM159 88V89H160ZM165 88H167V87H165ZM164 88V89H165ZM174 88V87H173ZM179 88V87H178ZM188 88V87H187ZM244 88H246V87H244ZM248 88V87H247ZM254 88L256 89V86H254ZM259 87H257V89H258ZM94 89V88H93ZM100 89V88H99ZM113 89H115V88H113ZM126 89V91H128ZM152 89V88H151ZM163 89V90H164ZM176 89V88H175ZM196 89H198L200 92H197V90H196V92H194V94L196 93V95H200V93H205L206 92V89H208V92H209V88H204V87H202V85H201V87H199V85H198V88H196ZM216 89V88H215ZM241 89V88H240ZM119 90V89H118ZM117 90V91H118ZM123 90V89H122ZM148 91H150V89H147ZM153 90V89H152ZM151 90V91H152ZM158 90V89H157ZM166 90V89H165ZM194 90H195V88H194ZM263 89H261V91H262ZM92 91V90H91ZM116 91V92H117ZM120 91H121V89H120ZM125 91V92H126ZM159 91V90H158ZM173 91V90H172ZM179 91V90H178ZM189 91V90H188ZM193 91V90H192ZM244 91V90H243ZM248 91V90H247ZM258 91H260V90H258ZM139 92H141V91H139ZM142 92H145V91H142ZM153 92H154V90H153ZM182 92H185V91H182ZM238 92V91H237ZM246 92V91H245ZM244 92V93H245ZM232 93H234V92H232ZM260 93H262V92H260ZM14 94H17V93H14ZM35 94V93H34ZM118 94V93H117ZM121 94V93H120ZM128 94V93H127ZM137 94H139L138 92L136 93V95ZM147 94V93H146ZM161 94H163V93H161ZM174 94V93H173ZM183 94V93H182ZM187 94H188V92H187ZM201 94V96H203V95H205V94H203L202 95ZM208 94H210V93H208ZM208 94H207V96H208ZM252 94V93H251ZM42 95V94H41ZM44 95V94H43ZM130 95V94H129ZM149 95H151L152 96V94H149ZM158 95H159V92H158ZM166 94H164V95H162V96H165ZM172 95V94H171ZM169 96V97H172V96ZM189 95V94H188ZM188 95H187V97H188ZM191 95H193V93H191ZM190 95V96H191ZM213 95V94H212ZM217 95V94H216ZM248 95V94H247ZM264 95V94H263ZM26 96H29V95H26ZM153 96H154V93H153ZM152 96V97H153ZM175 95H173V97H174ZM186 96V95H185ZM201 96H199V97H201ZM210 96V95H209ZM208 96V97H209ZM257 96V95H256ZM12 97V96H11ZM11 97H9V98H11ZM22 97V96H21ZM25 97V96H24ZM45 97V96H44ZM152 97H150V98H152ZM156 97V96H155ZM168 97V98H169ZM181 97V96H180ZM198 96H196V98H197ZM205 97H206V95H205ZM205 97H204V99H205ZM207 97V98H208ZM220 97V96H219ZM261 97H262V95H261ZM3 98V97H2ZM14 98V97H13ZM39 98V97H38ZM157 98V97H156ZM177 98V97H176ZM182 98V97H181ZM193 98H195L194 97V95L192 96V99ZM242 98V97H241ZM264 98V97H263ZM6 98H4V100H5ZM15 99V98H14ZM30 99V98H29ZM66 99V98H65ZM68 99H69V97H68ZM71 99H73V98H71ZM173 99H175V98H173ZM183 99V98H182ZM186 99V98H185ZM190 99V98H189ZM188 99V100H189ZM199 99V98H198ZM201 99V98H200ZM199 99V100H200ZM209 99V98H208ZM217 99V98H216ZM222 99V98H221ZM252 99V98H251ZM11 100V99H10ZM13 100V99H12ZM11 100V101H12ZM16 100V99H15ZM26 100V99H25ZM34 100V99H33ZM187 100V99H186ZM185 100V101H186ZM202 100V99H201ZM218 100V99H217ZM223 100V99H222ZM238 100V99H237ZM236 100V101H237ZM243 100H245V99H243ZM243 100H240V101H243ZM257 100V99H256ZM255 99H254V101H256ZM7 101V100H6ZM19 101V100H18ZM27 101V100H26ZM38 101V100H37ZM41 101V99L38 101V102H40ZM196 101V100H195ZM198 101V100H197ZM209 101V100H208ZM250 101H253V100H249V102ZM23 102V101H22ZM29 103H30V101H28ZM33 102V101H32ZM31 102V103H32ZM44 102V101H43ZM42 102V103H43ZM191 102V101H190ZM189 102V103H190ZM193 102H194V99H193ZM203 102V101H202ZM215 102V101H214ZM218 102H219V100H218ZM226 102V101H225ZM233 102V101H232ZM24 103V102H23ZM28 103V104H29ZM196 103V102H195ZM201 103V102H200ZM204 103V102H203ZM227 103V102H226ZM230 103H231V101H230ZM243 103V102H242ZM245 103V102H244ZM11 104V103H10ZM185 104V103H184ZM214 104V103H213ZM6 104H5V102L4 103H0V107H4ZM68 105V104H67ZM93 105V104H92ZM197 105V104H196ZM200 105V104H199ZM202 105V104H201ZM216 105V104H215ZM222 105V104H221ZM224 105H226V104H224ZM227 105H229V103L227 104ZM237 105H240V104H237ZM23 106V105H22ZM27 106V105H26ZM25 106V107H26ZM35 106V105H34ZM37 106H38V103H37ZM42 106V105H41ZM187 106V105H186ZM2 107V108H3ZM18 107V106H17ZM29 107V106H28ZM28 107H27V109H28ZM49 107H51V106H49ZM190 107V106H189ZM11 108V107H10ZM46 108V107H45ZM88 108V107H87ZM5 109V108H4ZM27 109H26V111H27ZM31 109V108H30ZM29 109V110H30ZM35 109V108H34ZM47 109V108H46ZM3 110V109H2ZM1 110V111H2ZM12 110V109H11ZM16 110V109H15ZM23 110V109H22ZM32 110V109H31ZM37 110V109H36ZM39 110V109H38ZM43 109H41V111H42ZM45 110V109H44ZM98 110V109H97ZM138 110V109H137ZM1 111H0V114H3V113H1ZM14 111V110H13ZM34 111V110H33ZM96 111V110H95ZM23 112H24V110H23ZM28 112V111H27ZM31 112V111H30ZM44 112V111H43ZM101 112V111H100ZM45 113V112H44ZM47 113V112H46ZM93 113H94V111H93ZM118 113V112H117ZM7 114V113H6ZM5 114V115H6ZM35 114V113H34ZM95 114V113H94ZM122 114V113H121ZM37 115V114H36ZM39 115V114H38ZM102 115V114H101ZM7 116V115H6ZM27 116V115H26ZM31 116V115H30ZM46 116V115H45ZM116 116V115H115ZM28 117V116H27ZM36 119V118H35ZM43 119V118H42ZM50 119V118H49ZM55 120V119H54ZM179 120V119H178ZM181 120V119H180ZM24 121H26V120H24ZM29 121V120H28ZM27 121V122H28ZM36 121H38V120H36ZM57 121V120H56ZM65 121V120H64ZM21 122V121H20ZM33 123V121H30V123ZM35 122V121H34ZM45 122V121H44ZM160 122V121H159ZM190 122H192V121H190ZM19 122H17V124H18ZM22 123V122H21ZM61 123V122H60ZM65 123V122H64ZM20 124V123H19ZM58 124V123H57ZM77 124V123H76ZM209 124V123H208ZM60 125H62V124H59V125H56V124H53V123H36L35 122V124H29V122H28V124H25V125H21L20 127H16L15 129H14V134H16V135H20V136H25V138L28 136H31L32 137V139H33V136H34V138H37V137H35V135H39V136H47L48 138L49 137H51V136H55V135H60V136H62L61 137V139L62 138H65L66 139V141H67V139H69V141L71 140L73 143L74 142H76L77 141V139H78V137L76 136V134L78 133L77 132V129H76V127H74V126H70V127H66V128H63L62 126H60ZM188 125H190V124H188ZM195 125V124H194ZM203 125V124H202ZM13 126V125H12ZM156 125H154V127H155ZM179 125H177V127H178ZM191 126V125H190ZM190 126H184L180 131H173L172 133H170V134H167L168 132H163V133H166L164 136L162 135V137H159V138H162V140L163 141H161L160 139H158V137H156V135H154V136H149V137H147V136H145L146 138H141V139H143V142H142V144H144V145H146L148 148H150V150L149 151H153L154 149H155V147L153 148V146H155L156 145V147H157V142L159 143V142H161V143H166L168 146H170V148L171 149H173V147H174V149L173 150H175L176 149V151H178L179 152V150L178 149H180V148H186V147H188V145L190 144V143H192L191 142V140H196V142L195 141H193V143H197V141L200 139V143H204L205 141H207V138H210V137H207L206 139H205V141H204V138L201 136V138H202V140L204 141V142H201L202 140H201V138H199V139H194L195 138V136L197 137V135H198V133L200 132V131H202V126H201V130L200 131H198V130H194L196 133H197V135L195 134L194 135V131H193V129L190 127ZM197 125H195V128H198V127H196ZM217 126V125H216ZM227 126H229V125H227ZM62 127V128H61ZM97 127V126H96ZM99 127V126H98ZM165 127V126H164ZM182 127V126H181ZM209 128H210V126H208ZM215 127V126H214ZM223 127V126H222ZM151 128V127H150ZM159 128V127H158ZM163 128V127H162ZM165 128H168V127H165ZM165 128H163V129H165ZM219 128V127H218ZM226 128V127H225ZM225 128L223 129V130H225ZM229 128V127H228ZM232 128V127H231ZM239 128V127H238ZM6 129H8V128H6ZM62 129V130H61ZM82 129H84V128H82ZM87 129V128H86ZM160 129V128H159ZM180 129V128H179ZM205 129H207V127L205 128ZM220 129V128H219ZM234 129V128H233ZM81 130V129H80ZM85 130V129H84ZM156 130V129H155ZM158 130V129H157ZM211 130V129H210ZM3 131V130H2ZM10 131V130H9ZM78 131H79V129H78ZM104 131V130H103ZM123 131V130H122ZM139 131H141V130H139ZM162 131H164V130H162ZM170 131H171V129H170ZM209 131V130H208ZM215 131V130H214ZM228 131V130H227ZM237 131V130H236ZM3 132H5V131H3ZM11 132V131H10ZM80 132V131H79ZM95 132V131H94ZM104 132H107V131H104ZM131 132V131H130ZM135 132V131H134ZM144 132V131H143ZM193 132V133H192ZM205 132H206V130L204 131V134H205ZM210 133L211 132H213L212 130L211 131H209ZM224 132V131H223ZM230 132V131H229ZM85 133H87V132H85ZM98 133H100V132H98ZM97 132H96V134H98ZM113 133V132H112ZM115 133V132H114ZM119 133V132H118ZM118 133H117V136H118ZM121 133H123V132H121ZM136 133V132H135ZM264 133V132H263ZM13 134V133H12ZM79 134V133H78ZM88 134V136H90V135H92V134H90L89 135V133H87ZM96 134H95V136H96ZM104 134V133H103ZM106 134H108V133H106ZM124 134V133H123ZM131 134V133H130ZM137 134V133H136ZM146 134V133H145ZM144 134V135H145ZM159 134H161V132L159 133ZM194 135V137H193V135ZM201 133H199V135H200ZM206 134H208V133H206ZM216 134V133H215ZM228 134V133H227ZM261 134V133H260ZM8 135V134H7ZM120 135V134H119ZM122 135V134H121ZM198 135V136H199ZM213 135H214V133H213ZM220 135V134H219ZM229 135V134H228ZM263 135L264 134H262V137H263ZM57 136H55V137H57ZM81 136V135H80ZM85 136V135H84ZM102 136H104V135H102ZM130 136H133V135H130ZM136 136V135H135ZM160 136V135H159ZM207 136H209V135H207ZM210 136H211V134H210ZM233 136V135H232ZM12 137V136H11ZM14 137V136H13ZM12 137V138H13ZM27 137V138H28ZM31 137H29V138H31ZM42 137H40V138H42ZM59 137V136H58ZM57 137V138H58ZM82 137V136H81ZM98 137V136H97ZM106 137H108L107 135H106ZM105 137V138H106ZM119 137V136H118ZM134 137V136H133ZM136 137H139V136H136ZM135 137V140L137 139ZM143 137V136H142ZM193 137V138H192ZM212 137V136H211ZM254 137H256V136H254ZM259 137V136H258ZM261 137V138H262ZM23 138V137H22ZM44 139H45V137H43ZM57 138H55V139H57ZM91 138H92V136H91ZM104 138V137H103ZM108 138H110V137H108ZM115 138V137H114ZM123 139L122 140H124V135H123V137H122ZM127 138H128V136H127ZM229 138V137H228ZM230 138H232V137H230ZM20 139V138H19ZM39 139V138H38ZM60 139V138H59ZM111 139H112V137H111ZM210 139H212V138H210ZM210 139H208L209 141H210ZM239 139H240V137H239ZM239 139H234V142L232 143V142H230V143H232V145L234 146V148L235 149H237L238 150V152L237 151H235V149L233 148V151H235L236 153H237V157L239 156V155H241V154H243V155H246L247 153L249 154L250 152L252 153L255 149L254 148H258V142L257 141H251L252 143H248L247 142V140H239ZM244 139H246V138H244ZM259 139V138H258ZM22 140V139H21ZM63 141H64V139H62ZM61 140V141H62ZM82 140V139H81ZM93 140H95V138H93ZM101 140V139H100ZM99 140V141H100ZM104 140V139H103ZM130 140H132V138L130 139ZM138 140V139H137ZM139 140H138V142H139ZM232 140H233V138H232ZM252 140V139H251ZM263 140V141H262ZM262 142L261 143H259V144H261L262 145V147H264V137L262 138ZM29 141H31V140H29ZM50 141V140H49ZM102 141V140H101ZM208 141V142H209ZM224 141V140H223ZM231 141V140H230ZM71 142V143H72ZM80 142V141H79ZM83 142V141H82ZM98 142V141H97ZM108 142H109V140H108ZM137 142V141H136ZM199 142V141H198ZM212 142V141H211ZM214 142V141H213ZM212 142V143H213ZM127 143V142H126ZM128 143H130L129 141H128ZM140 143V142H139ZM193 143H192V145L191 146H193ZM77 144H78V142H77ZM120 144H122V143H120ZM207 144V143H206ZM206 144H204V145H202V146H205ZM28 145V144H27ZM43 145V144H42ZM81 145H83V143H79L77 146H79V149L78 150H76V152H75V150H74V154L72 155L71 154V156H69V157H58L59 158V160L58 159H56L55 157V160L56 161H58L57 163L54 161H48L47 162V164H45L44 163V161L42 160V161H39V159L37 158V157H35V152H33L31 149L32 148H24L23 147V149L22 150H13V149H11L10 148V146H9V148L8 147H3L2 146V148L0 149V158H1V156H8V158L9 157H13V159H14V161L15 160H17V159H19V160H24L26 163H27V161H30L31 162V164H32V162H33V165H34V163H36L35 165V167L33 166V168L32 169H37V167H38V165L37 164H39L40 165V167L43 169L44 167H47V168H51V170H53V171H56V172H64L62 175H64V174H66L65 172L66 171H68L69 172V170H72V171H79V172H86L85 174H89V176H91L92 178H93V180L95 179H97V181H98V178H96L97 177V175L99 174V175H101L100 174V172L105 168V169H109V168H106L107 167V159L103 156V155H105V153L102 155V153L100 152V151H96L95 152V150H94V152L91 150V149H87V148H85V149H83L84 147H85V143H84V147L83 148H80L81 147ZM123 145V144H122ZM121 145V146H122ZM136 145V144H135ZM158 145H160V143L158 144ZM165 145V144H164ZM163 144H162V149H160L161 147L159 146V149L158 148H156V150L158 149L159 151H161V150H163V149H165ZM199 145V144H198ZM230 145V144H229ZM13 146V145H12ZM32 146V145H31ZM76 146V149L78 148ZM92 146H93V144H92ZM126 146V145H125ZM128 146V145H127ZM149 146H152V148H153V150H151L152 148L151 147H149ZM164 146V147H163ZM195 146H196V144H195ZM210 146V145H209ZM209 146H207V148H209ZM15 147V146H14ZM45 147V146H44ZM47 147V146H46ZM45 147V148H46ZM96 147V146H95ZM94 147V148H95ZM130 147H132V146H130ZM129 147V148H130ZM134 147V146H133ZM131 148V149H134V148ZM136 147V146H135ZM142 146H140V148H141ZM176 147V148H175ZM178 147H180V148H178ZM211 147V146H210ZM213 147H214V145H213ZM212 147V148H213ZM261 147V148H262ZM13 148V147H12ZM16 148H19V147H17V145H16ZM124 148V147H123ZM169 148V147H168ZM204 148H206V146L205 147H203V149ZM206 148V149H207ZM232 148V147H231ZM252 148H253V151H252ZM126 148H124V150H125ZM131 149H130V151H131ZM137 150H138V148H136ZM143 149V148H142ZM205 149V150H206ZM215 149H217V148H215ZM250 149H251V151H250ZM37 150V149H36ZM36 150H34V151H36ZM141 150V149H140ZM173 150H172V152L171 153H173ZM190 150V149H189ZM197 150V149H196ZM210 150V149H209ZM223 150V149H222ZM240 150V151H239ZM241 150H243L242 152H241ZM262 150V149H261ZM260 150V151H261ZM41 151H43V150H41ZM46 151H47V149H46ZM49 151H50V149H49ZM48 151V152H49ZM121 151V150H120ZM128 151V149L125 151V152H127ZM129 151V152H130ZM141 151H143V150H141ZM201 151V150H200ZM210 151H212V149L210 150ZM214 151V150H213ZM217 151H219V150H217ZM220 151H221V149H220ZM220 151L218 152V153H216V151H214L215 152V154H219L220 153ZM256 151V150H255ZM254 151V152H255ZM40 152V151H39ZM45 152V151H44ZM43 152V153H44ZM47 152V153H48ZM51 152V151H50ZM100 152V153H99ZM117 152V151H116ZM132 153H135V150H134V152L133 151H131ZM131 152L129 153V154H127V153H125V155L128 157V158H132V155L133 154H131ZM146 152V151H145ZM162 152H164V150L163 151H161V153ZM214 152H210V153H212V155H213V153ZM224 152V151H223ZM262 153H259V155H258V158H260V160H261V158H263L264 159V149H263V151H261ZM37 153V152H36ZM46 153V152H45ZM46 153V154H47ZM138 153H139V151H138ZM142 153V152H141ZM156 153V152H155ZM182 153V152H181ZM183 153H185V152H183ZM205 153H206V151H205ZM250 153V154H251ZM48 154H50V153H48ZM106 154H107V151H106ZM110 154V153H109ZM117 154V153H116ZM116 154L115 153H112L111 152V155L110 156H108L109 157V159H111L110 157H113V156H116ZM119 155H122V152H121V154L120 153H118ZM117 154V155H118ZM140 154V153H139ZM203 154V153H202ZM215 154H214V156H212V158L213 157H216L215 156ZM223 154V153H222ZM239 154V155H238ZM247 154V155H248ZM249 154V156H251ZM255 154H256V152H255ZM37 155V154H36ZM45 155V154H44ZM52 155V154H51ZM63 155V154H62ZM134 155H136V154H134ZM141 155V154H140ZM140 155H138L137 154V156L136 157H138V156H140ZM206 155V154H205ZM207 155H209L210 156V154H207ZM243 155H241L242 157H243ZM247 155H246V158H247ZM3 156V157H4ZM48 155H46V157H47ZM54 156V155H53ZM55 156H57V154H55ZM141 156H143V155H141ZM145 156V155H144ZM151 156V155H150ZM218 156V158L216 157L215 159L218 161H216L215 160V165H213V163H212V165L213 166H211L210 165V168H211V170H212V175L211 176H207V174L209 175V173H211L210 172V169H207L208 171V173L206 172V171H204L205 172V176H207V178H206V180L203 182V180H202V182H198L197 181V179L198 178H200V177H202L203 175H204V173L203 174H201L200 176H199V174H198V176H197V178H195L196 179V181L192 178V180H194V182L192 181L191 182V184L190 183H188V184H190V186L192 185H196V184H201L200 186H202V185H204L203 187H205V185H207V186H210L209 187V189L211 188V187H213V188H211V189H214V187L216 188V189H219L222 185L224 186V187H221L222 189L224 188V189H226L225 187H226V185H225V183L226 182H231L230 184L232 185V186H237L236 188H239V187H241L242 185L240 184V183H242L243 182V177H246V176H244V171L245 170H247L248 168H251V167H246V166H242V165H239V164H235L236 166H238V167H234V165L232 166L231 164H229V165H231V166H226L225 165V163L228 161L225 157H227V155L226 156H222V155H217ZM240 156V157H241ZM252 156L254 157V155H253V153H252ZM252 156L250 157V158H252ZM260 156V157H259ZM43 157V156H42ZM205 157V156H204ZM211 157V156H210ZM231 157V156H230ZM235 158H237L236 157V155L234 156ZM239 157V158H240ZM256 157V156H255ZM8 158H6L5 157V159H8ZM44 158V157H43ZM42 158V159H43ZM50 158V157H49ZM52 158V157H51ZM50 158V160H52ZM114 158V157H113ZM112 158V159H113ZM123 158V157H122ZM121 158V159H122ZM135 158V157H134ZM140 158V157H139ZM144 157H142V159H143ZM147 158V157H146ZM152 158H153V154H152ZM209 158V157H208ZM228 158V157H227ZM233 157H231V159H232ZM249 158V157H248ZM148 159V158H147ZM146 159V160H147ZM156 159V158H155ZM230 159V160H231ZM241 159V158H240ZM239 159V160H240ZM252 159H254V158H252ZM262 159V160H263ZM1 160V159H0ZM9 160V159H8ZM12 159L10 158V161H11ZM54 160V159H53ZM126 160V158H123V161H125ZM171 160V159H170ZM214 160V159H213ZM229 160V161H230ZM233 161H235V159H232ZM254 160H256V159H254ZM259 160V161H260ZM2 161H4L3 159L0 161V163L2 162ZM122 160H120V158L119 159H117V161H115V163L113 162V166H115V167H117V166H119L120 164L122 165L123 162ZM127 161V160H126ZM135 161H137V160H135ZM145 161V160H144ZM149 162H150V159L148 160ZM154 161H156V160H154ZM153 161V162H154ZM161 161V160H160ZM164 161V160H163ZM168 161V160H167ZM257 161V160H256ZM6 162V161H5ZM5 162H4V164H5ZM9 162V161H8ZM12 162V161H11ZM10 162V163H11ZM51 162H53V163H51ZM128 162H129V160L127 161V162H124V164H123V166L124 165H127V166H125L124 168H123V166H121V168H123L122 170H124V169H126L127 167H129V168H127L126 169V171H130V172H133V171H131V163L132 164H134V166H135V168H138L140 171H141V173L142 172H146L147 171V173H148V171L150 172V175H151V177L152 178H150V176L148 177L147 176V178L149 179V181H151V179H152V181L153 182H150L149 183V185L152 183L153 184V186H154V188H158V191H160L159 189H163V190H166V189H169L168 187H170V185H174L175 187H177V186H181L180 184H182V186H187L186 184V182H184V181H182L183 183H186V184H183L182 182L180 183V180H177V178H175V176H177L178 177V173L175 175V174H173L174 175V177H172L173 175H172V173L175 171V170H177L178 169V171H179V168H177V167H174V169H172L173 170V172L171 173V175H170V173L169 172H171V170L169 169V167L167 168L166 166H160V165H158V164H161V162L160 163H158V162H156V164H155V162H154V164H151V163H153V162H150V163H148L147 161H146V163L145 162H143L144 164H146V165H143V166H141V164L140 163H138V165H137V163L136 162H131L129 165H128ZM166 162V161H165ZM171 162V161H170ZM173 162V161H172ZM242 162V161H241ZM263 162V161H262ZM10 163H9V165H10ZM109 163V162H108ZM120 163V164H119ZM125 163H127V164H125ZM148 163V164H147ZM218 163V164H217ZM232 163V162H231ZM242 163H244V162H242ZM256 162H254V164H255ZM259 163H261V162H259ZM7 165H8V163H6ZM12 164V163H11ZM14 164V163H13ZM12 164V165H13ZM16 164H18V163H16ZM28 164V163H27ZM27 164H24V165H27ZM115 164V165H114ZM119 164V165H118ZM173 165H174V163H172ZM253 164V165H254ZM258 164V163H257ZM256 164V165H257ZM6 165V166H7ZM19 165H20V163H19ZM29 165V164H28ZM172 165V166H173ZM180 165V164H179ZM14 166V165H13ZM44 166V167H43ZM110 166V165H109ZM108 166V167H109ZM113 166H111V168L113 169L114 167ZM174 166H177V164H175ZM241 166V167H240ZM3 167V166H2ZM31 167H32V165H31ZM40 167H38V168H40ZM163 167H165L164 169H163ZM184 167V166H183ZM230 167H232V168H230ZM244 167L246 168L245 170H243L244 169ZM110 168V169H111ZM117 168H120V167H117ZM133 169H134V167H132ZM168 170H167V169ZM227 168H230L229 170L227 169ZM241 168V169H240ZM253 168H256V167H253ZM259 168V167H258ZM256 169V171L257 170H259L260 168H262V170L264 171V169H263V167H260L259 169ZM104 169V170H105ZM132 169V170H133ZM185 168H183V171L184 172H186V170H184ZM44 170H47L46 168L44 169ZM166 170L168 171V172H166ZM170 170V171H169ZM231 171L230 172V174L228 173H223V171ZM242 170V171H241ZM254 170V169H253ZM76 171H75V173H76ZM125 171V170H124ZM188 171V170H187ZM252 171V170H251ZM261 171V170H260ZM46 172V171H45ZM175 172H177V171H175ZM196 172V171H195ZM194 172V173H195ZM201 172V171H200ZM244 172V173H243ZM262 172V171H261ZM60 173V174H61ZM70 173V172H69ZM74 173V172H73ZM84 173L82 174V175H84ZM134 173V172H133ZM135 173L137 174V173H139L138 172V170H135ZM169 173V174H168ZM196 173H198V172H196ZM207 173V174H206ZM249 173V172H248ZM251 173V175H252V173H255V171L253 172H250ZM264 173V172H263ZM68 174V173H67ZM149 174V173H148ZM189 174H191V173H187L186 174V176L187 175H189ZM258 173L256 172V174L255 175H257ZM77 175H79V173L77 174ZM196 175V174H195ZM262 175H264V174H262ZM81 176V175H80ZM140 176H142L141 174H140ZM145 176V175H144ZM184 175L182 174V177H183ZM190 176V175H189ZM191 176H192V174H191ZM190 176V177H191ZM247 176H249V175H247ZM81 177H83V176H81ZM103 177V176H102ZM105 177V176H104ZM143 177V176H142ZM180 177H181V175H180ZM185 177V176H184ZM189 177V178H190ZM196 177V176H195ZM254 177V176H253ZM259 177V176H258ZM257 177V180L259 181V180H263L264 178H262V179H259ZM264 177V176H263ZM90 178V177H89ZM91 178V179H92ZM145 178V177H144ZM188 178V179H189ZM204 178V176H203V179H205ZM242 178V180H241V182L238 184V183H236L238 180H240ZM261 178V177H260ZM104 179H106V178H104ZM185 179V178H184ZM186 179H187V177H186ZM191 179V178H190ZM189 179V180H190ZM202 179V178H201ZM254 179L255 178H253V181H251L252 179H250V181L249 182H253V183H255V181H256V183L258 182L257 180H255L254 181ZM246 180H248V179H246ZM105 181H107V180H105ZM110 181V180H109ZM101 182V181H100ZM190 182V181H189ZM228 182V183H229ZM262 183H264L263 181H261ZM97 183H99V181L97 182ZM114 183V182H113ZM112 183V184H113ZM227 183V184H228ZM253 183H252V185L250 184L249 185V187H251L252 188V186H253V188H254V186L255 185H253ZM117 184V183H116ZM100 185H101V183H100ZM109 185H110V183H109ZM122 185V184H121ZM221 185V186H220ZM244 185V184H243ZM114 186L115 185H113V188H114ZM117 186V188H118V186L119 185H116ZM125 186V185H124ZM123 186V187H124ZM152 186V185H151ZM174 186H172V187H174ZM181 186V188H183ZM189 186V187H190ZM200 186H199V188H200ZM218 186H220L219 188H217ZM245 186V185H244ZM257 186V185H256ZM259 187H260V185H258ZM103 187V186H102ZM111 187V186H110ZM172 187H170V189H172ZM178 187V188H179ZM198 187V186H197ZM231 186H229L228 185V187H227V189L228 188H230ZM246 187V186H245ZM258 187V188H259ZM103 188H105V187H103ZM113 188H112V190H113ZM122 187H120V189H121ZM185 188V187H184ZM183 188V189H184ZM193 188V187H192ZM234 188V187H233ZM232 188V189H233ZM235 188V189H236ZM242 188H244V187H242ZM241 188V189H242ZM250 188V189H251ZM115 189V188H114ZM123 189V188H122ZM169 189V190H170ZM174 189V188H173ZM172 189V190H173ZM176 189V188H175ZM174 189V190H175ZM196 189V188H195ZM198 189V188H197ZM231 189V190H232ZM240 189V188H239ZM259 189H262V188H259ZM106 190V189H105ZM117 190H119V189H117ZM116 190V191H117ZM127 190V188L126 187H124V189H123V191L125 192ZM155 190V189H154ZM182 190V189H181ZM229 190V189H228ZM234 190V189H233ZM233 190L232 191H230V192H233ZM245 190V189H244ZM244 190H242V191H244ZM246 190H249L247 187H246ZM253 190V189H252ZM101 191H103V190H101ZM107 191V190H106ZM109 191V190H108ZM121 190H119V191H117V192H120ZM156 191H157V189H156ZM236 191H238L237 189H236ZM242 191H240L239 193L241 194V192ZM104 192V191H103ZM112 192V191H111ZM160 192H162V191H160ZM166 192V191H165ZM174 192V191H173ZM235 193H238V192H235ZM242 193H244L245 194V192H242ZM248 193V192H247ZM1 260V259H0ZM2 263V262H1Z\"/></svg>",
	"mask_w": 264,
	"mask_h": 264
}]
</instances>
